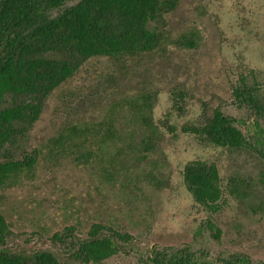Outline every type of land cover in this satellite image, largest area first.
Returning <instances> with one entry per match:
<instances>
[{
	"label": "rangeland",
	"instance_id": "1",
	"mask_svg": "<svg viewBox=\"0 0 264 264\" xmlns=\"http://www.w3.org/2000/svg\"><path fill=\"white\" fill-rule=\"evenodd\" d=\"M165 20L160 49L120 60L91 58L49 96L27 142V149L41 152L33 171L0 185V211L12 225L10 250L51 249L53 232L102 222L137 238L135 247L102 264H142L154 244H186L222 257L244 252L264 261V212L250 208L264 202V0H179ZM192 33L195 46L179 43ZM241 77L255 89L261 111L235 98ZM177 88L186 93L183 112L172 107ZM145 92L160 139L156 152L142 155L131 108ZM204 103L236 118L250 148L216 146L183 132ZM164 119L174 134L162 126ZM109 122L125 128L112 145L101 142ZM77 123L89 126L87 148L103 146L100 158L73 154L57 142ZM194 158L215 162L223 184L229 176L242 179L248 197H228L222 211L209 215L183 182L184 165ZM149 170L161 179L160 188L147 180ZM209 217L221 229L219 240L198 230Z\"/></svg>",
	"mask_w": 264,
	"mask_h": 264
},
{
	"label": "trees",
	"instance_id": "2",
	"mask_svg": "<svg viewBox=\"0 0 264 264\" xmlns=\"http://www.w3.org/2000/svg\"><path fill=\"white\" fill-rule=\"evenodd\" d=\"M178 3L179 0L0 1V185L33 171L41 152L37 147L27 149V142L53 91L91 58L120 60L160 49L165 40V16ZM193 35L196 34L180 37L179 43L195 46ZM246 79L240 78L233 94L259 112L263 105ZM171 93L173 109L183 112L186 93L178 88ZM151 99L149 93H141L131 108L142 131L139 138L142 155L156 152L160 139L152 120ZM203 105L199 117L182 126L183 132L216 146L250 148L236 118L219 107ZM161 123L170 133H175L176 128L168 119ZM124 129L109 122L101 142L115 144ZM67 131V136L61 134L57 138L58 143L65 142L73 154L100 158L103 146L86 147L90 140L88 125L73 124ZM129 136L133 138V134ZM119 155L115 152L112 160ZM182 176L193 201L209 215L222 211L228 197H248L247 184L242 179L229 176L222 183L213 161L191 159L184 165ZM147 180L157 188L162 186L152 170L148 171ZM250 208L255 213L264 212V202ZM11 226L0 211V264H102L137 243V238L127 231L108 223L92 222L85 230L73 224L53 232L47 238L52 243L51 249L15 252L8 247L13 236ZM200 229L209 231L215 240L221 237L220 227L210 217ZM140 259L142 264H264L263 260L244 252L213 256L208 250H193L186 244L178 247L154 244Z\"/></svg>",
	"mask_w": 264,
	"mask_h": 264
},
{
	"label": "water",
	"instance_id": "3",
	"mask_svg": "<svg viewBox=\"0 0 264 264\" xmlns=\"http://www.w3.org/2000/svg\"><path fill=\"white\" fill-rule=\"evenodd\" d=\"M1 1V0H0Z\"/></svg>",
	"mask_w": 264,
	"mask_h": 264
}]
</instances>
